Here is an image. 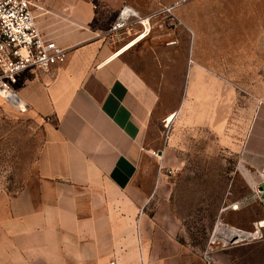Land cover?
Returning a JSON list of instances; mask_svg holds the SVG:
<instances>
[{"label":"crops","instance_id":"obj_1","mask_svg":"<svg viewBox=\"0 0 264 264\" xmlns=\"http://www.w3.org/2000/svg\"><path fill=\"white\" fill-rule=\"evenodd\" d=\"M172 2L42 0L34 8L41 32L68 51L52 74L31 69L18 76L20 100L47 122L33 185L0 191V264H203L206 249L210 264H230L218 247L199 252L180 238L183 223L162 170L166 150L148 157L159 93L125 57L147 35L123 46L104 37L122 6L147 32L155 6ZM256 118L226 175L227 202L212 231L222 223L246 233L238 241L246 240V264H264V202L254 195L264 188V110ZM215 130L223 135V127Z\"/></svg>","mask_w":264,"mask_h":264},{"label":"rangeland","instance_id":"obj_2","mask_svg":"<svg viewBox=\"0 0 264 264\" xmlns=\"http://www.w3.org/2000/svg\"><path fill=\"white\" fill-rule=\"evenodd\" d=\"M132 24L104 37L123 46L147 35L125 57L159 93L146 146L148 157L166 150L162 170L183 223L180 238L199 252L218 247L221 260L246 264V240L228 244L212 231L217 210L227 202L226 175L237 167L240 140L264 110V0H173L155 6L147 32L143 24ZM212 95L218 102H211ZM213 110L218 114L212 118ZM196 117L214 124H199ZM46 122L0 98V191L33 185Z\"/></svg>","mask_w":264,"mask_h":264},{"label":"built area","instance_id":"obj_3","mask_svg":"<svg viewBox=\"0 0 264 264\" xmlns=\"http://www.w3.org/2000/svg\"><path fill=\"white\" fill-rule=\"evenodd\" d=\"M41 1L0 0V98L8 103L21 102L17 107L22 110L26 109V105L20 100L15 89L20 73L34 69L44 74H52L56 65L64 62L68 51L56 40L47 38L38 28L34 8L40 7ZM170 9L171 7L165 8L166 11ZM136 17V12L131 7L122 6L104 35L112 38L118 36L136 22ZM153 153L155 154L154 151ZM166 171L170 174L172 169ZM263 193L264 188L254 191L257 199H260ZM213 235L214 232L212 237ZM256 236L263 237L261 233ZM216 238L212 239L213 242ZM204 258L206 264H210L208 249L204 251ZM107 264L117 263L110 260Z\"/></svg>","mask_w":264,"mask_h":264},{"label":"bare ground","instance_id":"obj_4","mask_svg":"<svg viewBox=\"0 0 264 264\" xmlns=\"http://www.w3.org/2000/svg\"><path fill=\"white\" fill-rule=\"evenodd\" d=\"M140 22L145 27V24L142 22V20ZM137 36L138 37L133 41V43L138 41V39L144 37L145 34L141 33L140 35L138 34ZM10 104H12V105L17 107V106L21 105V102H19V101H17V102L10 101ZM174 116H175V112H172L169 115L168 120L173 119ZM261 223H264V222H261ZM215 236H220L227 243H233V242H238L239 240H242L244 237H246V233H244L242 231H239V230H236L235 228L227 227L226 225L220 223L218 225L217 229H216Z\"/></svg>","mask_w":264,"mask_h":264},{"label":"water","instance_id":"obj_5","mask_svg":"<svg viewBox=\"0 0 264 264\" xmlns=\"http://www.w3.org/2000/svg\"><path fill=\"white\" fill-rule=\"evenodd\" d=\"M177 113V111H175V114ZM161 153V151H159ZM260 199L264 202V193L260 196Z\"/></svg>","mask_w":264,"mask_h":264}]
</instances>
